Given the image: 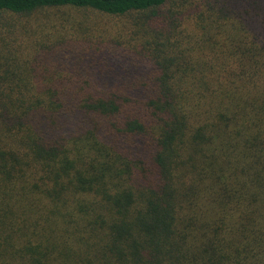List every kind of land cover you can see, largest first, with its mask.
<instances>
[{"label":"trees","instance_id":"1","mask_svg":"<svg viewBox=\"0 0 264 264\" xmlns=\"http://www.w3.org/2000/svg\"><path fill=\"white\" fill-rule=\"evenodd\" d=\"M0 264H264V0H0Z\"/></svg>","mask_w":264,"mask_h":264},{"label":"rangeland","instance_id":"2","mask_svg":"<svg viewBox=\"0 0 264 264\" xmlns=\"http://www.w3.org/2000/svg\"><path fill=\"white\" fill-rule=\"evenodd\" d=\"M91 15L94 17V18H106L107 16H102V15H97V14H92Z\"/></svg>","mask_w":264,"mask_h":264}]
</instances>
